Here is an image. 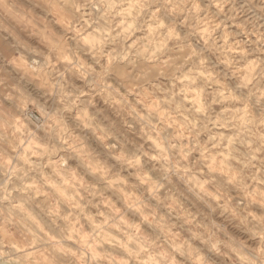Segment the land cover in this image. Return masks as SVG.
<instances>
[{"label":"clouds","instance_id":"obj_1","mask_svg":"<svg viewBox=\"0 0 264 264\" xmlns=\"http://www.w3.org/2000/svg\"><path fill=\"white\" fill-rule=\"evenodd\" d=\"M0 264H264V0H0Z\"/></svg>","mask_w":264,"mask_h":264}]
</instances>
